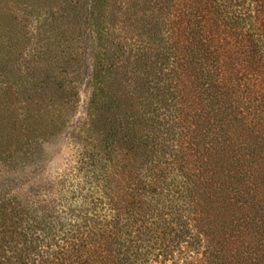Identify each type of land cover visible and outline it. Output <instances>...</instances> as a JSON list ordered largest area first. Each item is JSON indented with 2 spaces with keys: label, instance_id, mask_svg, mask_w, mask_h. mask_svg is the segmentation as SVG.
Returning <instances> with one entry per match:
<instances>
[{
  "label": "trees",
  "instance_id": "trees-1",
  "mask_svg": "<svg viewBox=\"0 0 264 264\" xmlns=\"http://www.w3.org/2000/svg\"><path fill=\"white\" fill-rule=\"evenodd\" d=\"M85 38L86 130L0 184V264H264V0H0V173L71 126Z\"/></svg>",
  "mask_w": 264,
  "mask_h": 264
},
{
  "label": "rangeland",
  "instance_id": "rangeland-1",
  "mask_svg": "<svg viewBox=\"0 0 264 264\" xmlns=\"http://www.w3.org/2000/svg\"><path fill=\"white\" fill-rule=\"evenodd\" d=\"M93 40L85 38L82 43V50L84 52V67L80 77L79 88V101L76 115L68 130L55 137L52 141L47 143L44 147V156L38 167L28 169L24 174L16 173L7 174L0 173V184L8 185L10 188L24 190L27 185L20 186L24 181L35 180L39 183H46L56 179L62 171L67 168L76 155L75 135L83 133L87 127V107L90 97V90L88 87L89 76L91 73V50ZM15 175V176H14ZM21 180V182L17 181ZM12 183V184H11Z\"/></svg>",
  "mask_w": 264,
  "mask_h": 264
}]
</instances>
